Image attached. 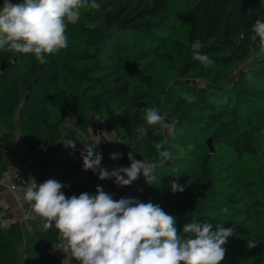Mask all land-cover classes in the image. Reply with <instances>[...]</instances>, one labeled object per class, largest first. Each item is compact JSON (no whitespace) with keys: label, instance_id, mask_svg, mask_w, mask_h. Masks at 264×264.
<instances>
[{"label":"trees","instance_id":"16d2710c","mask_svg":"<svg viewBox=\"0 0 264 264\" xmlns=\"http://www.w3.org/2000/svg\"><path fill=\"white\" fill-rule=\"evenodd\" d=\"M97 3L99 9L82 8L77 23L66 22L68 47L47 63L0 49V176L21 145L40 170L58 167L66 197L94 195L102 180L82 171L81 153L98 144L92 119H100L111 154H122L112 160L117 167L130 165V151L153 166L157 185L144 178L130 198L159 204L176 217L181 236L193 218L213 231L221 223L233 228L220 264H264V41L253 31L264 19V0ZM196 54L213 63L205 66ZM148 108L171 133L147 125ZM141 125L143 138L135 131ZM156 143L172 154L162 166ZM96 150L103 153L100 144ZM173 181L185 190L173 193ZM13 182L29 216L23 227L0 223V264H64L53 247L63 243L58 230H44L24 199L32 183L22 169ZM253 237L259 243L248 248ZM68 262L79 264L70 251Z\"/></svg>","mask_w":264,"mask_h":264},{"label":"clouds","instance_id":"9594fccd","mask_svg":"<svg viewBox=\"0 0 264 264\" xmlns=\"http://www.w3.org/2000/svg\"><path fill=\"white\" fill-rule=\"evenodd\" d=\"M85 7L99 9L101 5L97 0H3L0 49L7 46V50L30 53L41 64L47 63V56L68 47L67 23H77ZM253 31L264 41V19L255 21ZM194 59L205 66L213 63L207 55L196 54ZM184 98L189 103L195 99L187 93ZM144 118L147 125H159L162 132L171 133L172 125L155 108L145 109ZM135 131L143 138L148 129L141 125ZM76 140H70L68 147L75 149ZM97 146L85 145L81 153L85 171L98 173L99 180L113 179L118 187L131 186L141 175L147 184L157 185L153 166L146 160H136L130 151L128 167L109 171L102 166L103 154L96 150ZM154 146L161 166L172 159L162 143ZM121 155L113 153L110 159ZM63 187L56 179L39 185L34 182L24 189V199L45 221L44 230L53 224L58 230L63 243L53 247L64 253L70 251L79 264H220L226 252L222 245L234 234L233 228L226 229L222 223L213 231L212 223L193 218L184 224L181 236L176 217L159 204L128 197L115 200L99 185L94 195L83 192L66 197ZM184 190L185 186L176 181L171 183L173 193ZM258 243L255 237L250 238L247 247L254 248Z\"/></svg>","mask_w":264,"mask_h":264},{"label":"crops","instance_id":"0c3cea01","mask_svg":"<svg viewBox=\"0 0 264 264\" xmlns=\"http://www.w3.org/2000/svg\"><path fill=\"white\" fill-rule=\"evenodd\" d=\"M92 129H94L92 130L94 139L97 141L98 144H100L97 134L98 128L95 121L92 126ZM16 152L19 158L10 157L7 170L12 173H16L19 169H22L25 176L28 177L30 182H32L33 178H37L40 184L48 179H56L62 183L59 177L57 166L49 165L44 170H40L32 161V156H29V154L24 151L21 145H17ZM102 166L109 170V166L106 162L102 163ZM111 184L112 179L102 180L103 190L111 194L113 196V199L119 200L121 197L127 194L128 190L123 189L120 195H115L111 191ZM61 191L64 193V188H62ZM16 194H18V192H16ZM13 221H18L21 227L26 225V222H24L22 219V209L20 208L19 202L16 199L14 193L6 187L0 185V223L2 226L6 227ZM57 253L64 264H69L68 252L64 253L62 250L59 249Z\"/></svg>","mask_w":264,"mask_h":264},{"label":"built area","instance_id":"2783aa9c","mask_svg":"<svg viewBox=\"0 0 264 264\" xmlns=\"http://www.w3.org/2000/svg\"><path fill=\"white\" fill-rule=\"evenodd\" d=\"M96 125H97V134H98V138H99V143L102 149V154H103V160L102 163L106 162L109 166V171L117 168V166L112 162V159H110V155H111V151H110V138L108 133L105 131L104 129V125L102 120L97 119L95 120ZM29 156H31V154H29ZM16 177V173H12L9 170H4L0 176V185L6 187L7 189H9L11 192L14 193L16 199L19 202V197L18 194H16V188L13 182V178ZM144 177H139V179L137 181H135L131 186H126V187H118L114 180L112 179V184H111V191L115 194V195H120V193L122 192L123 189H127L128 192L127 194H125L123 197H128L130 198L131 195L133 194V192L139 188V186L141 185V183L143 182ZM36 183L37 185H39V181L37 178H33L31 183ZM20 208L22 209V219L24 222H26V219L28 217V212L25 211V209L23 208L22 204L19 202Z\"/></svg>","mask_w":264,"mask_h":264},{"label":"water","instance_id":"95a60500","mask_svg":"<svg viewBox=\"0 0 264 264\" xmlns=\"http://www.w3.org/2000/svg\"><path fill=\"white\" fill-rule=\"evenodd\" d=\"M4 67H5V66L2 65V66L0 67V71H2V70L4 69ZM206 142H207V146H208L209 152H212V151H213V147H212V144H211V140L208 138V139L206 140ZM82 171L85 172L84 168L82 169Z\"/></svg>","mask_w":264,"mask_h":264},{"label":"rangeland","instance_id":"374dc122","mask_svg":"<svg viewBox=\"0 0 264 264\" xmlns=\"http://www.w3.org/2000/svg\"><path fill=\"white\" fill-rule=\"evenodd\" d=\"M240 68H243V66H241ZM92 121H93V124H94V119H92ZM166 121V120H165ZM92 130H94V129H92ZM167 131H165V133H166ZM140 177H142V175L140 176Z\"/></svg>","mask_w":264,"mask_h":264}]
</instances>
